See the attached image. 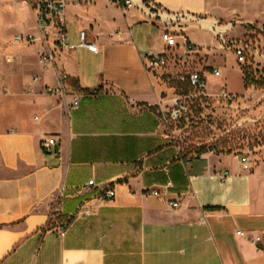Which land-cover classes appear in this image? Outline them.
I'll use <instances>...</instances> for the list:
<instances>
[{
	"label": "crops",
	"instance_id": "1",
	"mask_svg": "<svg viewBox=\"0 0 264 264\" xmlns=\"http://www.w3.org/2000/svg\"><path fill=\"white\" fill-rule=\"evenodd\" d=\"M148 1L208 15L184 33L197 50L212 44L194 29L218 25L214 0H68L73 47L44 68L40 43L14 39L37 33L34 0H0V264H264V153L244 168L239 154L188 152L164 132L171 69L144 68L165 48ZM59 73L64 95L46 94Z\"/></svg>",
	"mask_w": 264,
	"mask_h": 264
},
{
	"label": "rangeland",
	"instance_id": "2",
	"mask_svg": "<svg viewBox=\"0 0 264 264\" xmlns=\"http://www.w3.org/2000/svg\"><path fill=\"white\" fill-rule=\"evenodd\" d=\"M214 1L221 10L215 19L222 26L218 31L226 39L243 38L248 49L244 61L237 62L231 51L218 46L217 31H205L198 25L194 33L203 40H213L212 44L183 55L173 50L166 65L171 72L165 77L187 110L172 122V136L185 151L236 153L255 164L264 153V0ZM153 22L160 26L157 19ZM169 52L163 47L162 53ZM214 68L219 69L218 76L211 75ZM195 71L207 78L203 95L187 82L188 73ZM244 73L252 83L244 84ZM221 91L233 98L226 99Z\"/></svg>",
	"mask_w": 264,
	"mask_h": 264
},
{
	"label": "built area",
	"instance_id": "3",
	"mask_svg": "<svg viewBox=\"0 0 264 264\" xmlns=\"http://www.w3.org/2000/svg\"><path fill=\"white\" fill-rule=\"evenodd\" d=\"M111 2L117 4L120 7H125L130 5V0H110ZM68 0H34L32 3V11L35 16V21L37 25L36 34L28 35H17L15 40L24 44L40 43L42 46V51L38 57V63L46 68L52 66L56 55L63 51H66L73 47L66 42V27L64 20V11ZM145 11L149 17L159 20L163 24V30L161 34L162 41L165 48L168 49L169 53H158L149 54L144 58V68L146 71H152L154 69H162L166 66L168 62V57L173 53L175 49H181V54H186L193 52L196 49L195 45L189 41L186 37L184 30L188 25L192 23L200 22L201 18L196 15L186 13V12H176L170 13L164 9L157 7L151 1L145 3ZM211 30L215 27L210 28ZM215 37L218 39V46L221 49L227 48L231 51L237 62L244 61L245 50L248 49L247 42L241 39H226L220 31L215 33ZM79 45L85 46L92 51H96V45L85 38V32L83 30L79 33ZM220 71L218 68H214L211 72L212 76H218ZM183 80V78L181 77ZM67 77L64 73H59L58 84L56 86H46L44 92L50 95H56L62 97L64 95V82ZM187 82L189 86L193 87L197 94H205L207 89V79L199 72H190L187 75ZM220 95L226 99L231 100L233 97L221 91ZM80 96L74 95L72 97L70 108H76L79 103ZM168 102L169 106L164 105V109L161 104L159 106V124L162 126L166 134H172L171 124L177 121L183 113L187 110L184 102L181 100V96L173 94L165 100ZM55 138L50 136L44 138L41 141V147L45 151L50 150V146L54 145ZM213 152V151H210ZM241 163L244 168H248V157L243 156L241 158ZM227 170H222L218 172V177L223 180L228 176ZM88 185L93 184V179H90L87 183ZM152 194L157 195L159 191L154 189L151 191ZM114 195V190L110 188H105L101 194V198L112 197ZM169 206L175 207L178 205L177 201H169ZM63 234V233H61ZM237 234L243 236L245 239L251 242H259L260 237H251L243 231L237 230Z\"/></svg>",
	"mask_w": 264,
	"mask_h": 264
},
{
	"label": "trees",
	"instance_id": "4",
	"mask_svg": "<svg viewBox=\"0 0 264 264\" xmlns=\"http://www.w3.org/2000/svg\"><path fill=\"white\" fill-rule=\"evenodd\" d=\"M244 84L247 85L248 83H252V79H250L245 73H244ZM255 83V82H254Z\"/></svg>",
	"mask_w": 264,
	"mask_h": 264
},
{
	"label": "bare ground",
	"instance_id": "5",
	"mask_svg": "<svg viewBox=\"0 0 264 264\" xmlns=\"http://www.w3.org/2000/svg\"><path fill=\"white\" fill-rule=\"evenodd\" d=\"M209 26H213V25H215V29L218 31L220 28H222V26H218V25H216L214 22H212V21H209L208 23H207ZM230 26V25H229Z\"/></svg>",
	"mask_w": 264,
	"mask_h": 264
}]
</instances>
